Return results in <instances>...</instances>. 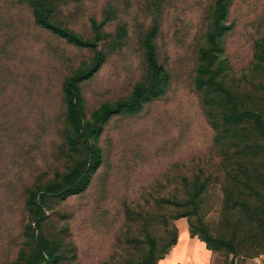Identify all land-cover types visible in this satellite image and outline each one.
Listing matches in <instances>:
<instances>
[{"label":"rangeland","instance_id":"rangeland-1","mask_svg":"<svg viewBox=\"0 0 264 264\" xmlns=\"http://www.w3.org/2000/svg\"><path fill=\"white\" fill-rule=\"evenodd\" d=\"M183 233L264 255V0H0V264Z\"/></svg>","mask_w":264,"mask_h":264},{"label":"crops","instance_id":"crops-1","mask_svg":"<svg viewBox=\"0 0 264 264\" xmlns=\"http://www.w3.org/2000/svg\"><path fill=\"white\" fill-rule=\"evenodd\" d=\"M159 264H264V255L227 256L210 249L200 239L183 233L173 250Z\"/></svg>","mask_w":264,"mask_h":264},{"label":"trees","instance_id":"trees-1","mask_svg":"<svg viewBox=\"0 0 264 264\" xmlns=\"http://www.w3.org/2000/svg\"><path fill=\"white\" fill-rule=\"evenodd\" d=\"M147 58H148V61L150 63V65L155 69V70H161V66L158 64V61H157V55H156V49H155V45L152 43V42H149L148 43V54H147ZM146 89L143 88V87H140L138 90H137V94L135 96V102L136 103H139L141 101V98L142 96L144 95ZM209 247V246H208ZM210 248V247H209ZM212 249V248H210ZM214 250V249H212ZM52 255V252L51 251H45L43 250L42 251V254L40 255V257L35 261L34 264H51V262H47L48 258H50V256Z\"/></svg>","mask_w":264,"mask_h":264}]
</instances>
